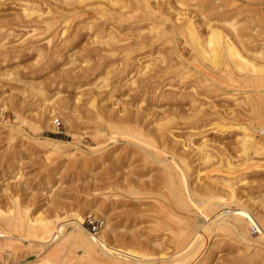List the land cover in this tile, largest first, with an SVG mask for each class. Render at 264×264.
<instances>
[{
    "label": "rangeland",
    "instance_id": "rangeland-1",
    "mask_svg": "<svg viewBox=\"0 0 264 264\" xmlns=\"http://www.w3.org/2000/svg\"><path fill=\"white\" fill-rule=\"evenodd\" d=\"M24 1L30 0H0V209L9 211L17 200L31 219L52 222L55 228L65 218L82 216L88 233L101 236L112 253L133 257L138 264L179 260L182 256L172 258L175 231L185 236L198 225L197 234L217 228L210 253L207 239L191 264H263L264 253L261 259H247L248 235L218 227L233 214H247L260 230V220L264 222V170H250L236 184L235 203L221 198L223 181L233 177L226 160L237 158L242 137L229 125L250 128L260 154H247V160L264 163V60L254 61L262 68L251 70L244 83L232 72L234 82L229 84V68L191 64L193 53L180 28L184 18H192L205 38L199 12L212 19L215 11L232 14L241 43L250 50L264 45V0H150L151 14L135 0H119L104 11L94 5L76 15L70 12L63 35L59 18L49 32L43 23L25 19ZM36 1L55 10L63 5L62 0ZM10 71L15 81L3 77ZM16 116L25 121L18 123L25 135L6 131V125L17 124ZM53 117L59 118L61 133L53 131ZM107 123L142 136L110 135ZM101 127L104 137L98 139ZM39 137L74 142L80 151L75 157L45 158L33 141ZM205 140L216 153L210 168H200L196 161V147ZM179 155L190 165L183 175L195 190L189 200L198 210H217V216L183 207ZM0 228V264H44L39 259L52 249L53 239H15ZM4 237L13 249L3 251V242L8 244ZM79 251L71 253L66 243L54 264H78Z\"/></svg>",
    "mask_w": 264,
    "mask_h": 264
},
{
    "label": "bare ground",
    "instance_id": "bare-ground-1",
    "mask_svg": "<svg viewBox=\"0 0 264 264\" xmlns=\"http://www.w3.org/2000/svg\"><path fill=\"white\" fill-rule=\"evenodd\" d=\"M62 1H63V5L61 6V8L59 10L53 9V7L49 4L44 5V7H43L36 0H30L28 2L24 1L26 4H24V6L22 7V13L21 14L24 16V18L26 17L30 20L39 22V25H40V23H43V26H44V29L46 30V32L47 31L49 32V29L51 28V26L57 20L60 19V21L62 22V25H63V27L60 30V34L63 35L66 28L68 29V27H69V26L67 27L66 22H68V20H69L68 17H70V16L68 14L70 12H73V14L75 13L74 15H76V14H78L77 13L78 11L84 10L89 6H91L93 8L94 5H96L97 7L99 6V9L104 11V7L110 5L111 3H113V4L117 3L118 4V2H119V0H62ZM149 1L150 0H135V3L141 9H144V10L146 9V12L148 11L151 14L155 10L150 7ZM215 1H217V0H215ZM210 8H213V7L210 6L209 10H210ZM215 8H216V6H215ZM141 9H140V11H141ZM196 10H198V9L196 8ZM92 12H95V11H92ZM205 12H208V10H205L204 13ZM215 13L217 14V17H214V19H212V18H207L208 16L205 17L201 12H199L200 22L203 25H205V33H206L205 38H202V36L200 34L201 32H199L198 27H196V25H195L196 22L194 20H192V18H188V19L184 18V20H182L183 22L181 21V24L183 23V26L181 28L179 27L181 29V34L180 33L179 34L182 37V41L187 46H189L191 53H193V58H192L191 64L197 65V66L202 65L200 68H202L204 66V67L211 69V70L214 69L215 67L225 66V68L227 67L226 69L229 68L228 71H231V72L227 73L229 84H233V82H234L233 78L231 77L232 72H235L240 77L239 82L244 83L245 82L244 80H246V78H248V74L251 70H253V73L257 71V69L254 70L255 68L258 67V66L256 67L257 63L254 61H257L258 59H260L262 61L264 60V51H263L264 45L252 47L250 50H248L241 43V39H240L239 32H238V26H237V22H236L237 20L235 21L233 15L232 14H224V13L219 12V11H215ZM262 13L264 14V12H262ZM79 15H81V13H79ZM196 15H198V13ZM261 18L264 20V15ZM174 19H175V21H178V20L180 21L181 17L180 18L176 17ZM211 20L214 21L215 24L214 23L212 24ZM57 22H56V24H57ZM220 22L222 23L221 25L219 24ZM87 23H89V22H87ZM88 25L90 26V23ZM89 26H87V27L89 28ZM92 26H90V27H92ZM53 27H54V25H53ZM174 28H176V27H174ZM76 29H78V28H76ZM85 30L86 29H84V31ZM36 31L37 30L35 28H33V30L31 32L35 33ZM250 51L252 54L249 56L247 53ZM178 59H182V58L178 55ZM181 61L184 62V60L182 59L178 62L180 65L183 64V62H181ZM263 62H261V63L263 64ZM262 66L264 67V64ZM144 68H146V67H144ZM258 68L261 69L262 67H258ZM202 69H205V68H202ZM260 69H258V70L260 71ZM261 71H264L263 68ZM263 75L264 74H262V77H264ZM249 76H250V74H249ZM3 77H6V80H10V81L14 80V77L12 76L11 71L5 73V75H3ZM261 86H262V89L260 90V93L264 94V80L261 81ZM37 95H40V96L42 95L41 90L37 92ZM231 97L232 96H230V98ZM96 115L98 117L97 119H99L100 116L98 114H96ZM18 118L16 116L17 120H18ZM18 123H20V124L24 123L25 124V121L24 120H22V121L18 120L17 124L6 125V131H10V132H14V133H20L22 135H25L26 133H24V131L20 128V124H18ZM213 125L220 127L219 124H217V125L213 124ZM229 126H231L230 128H232V129L233 128L236 129L237 132H239L242 135V137H241V140L239 141L240 150H238L237 158L234 160H230V158L228 160H226L227 169L230 171V173L233 175V177L232 178L230 177L231 179L228 178L227 180L223 181L224 185H222L221 198H223L227 202H234L235 203L236 199H237V196L235 194L236 184L240 183L244 180V176H246L245 174L248 171H250V170L254 171L255 170V172H256V170L257 171L258 170H264V163L256 161V160L251 161L250 158L248 160L251 162H249L247 160V154H252L254 156H257L260 154V148L254 147L255 142H256V137L251 132L250 128L247 126H244V125H240V124L229 125ZM105 127H106V129L108 128L107 130L110 131V132L108 131L110 133V135L111 134L113 135V134H116L119 132V133L126 135L127 137H130V138L142 136L140 132H139V134H140L139 135V134L131 132L129 129L127 130V128H126L127 131H124V129L120 130L119 127L113 126L110 123H107V125L105 124ZM236 130H235V132H236ZM96 131H97V134L99 136V138L97 137L98 139H100L101 137H104L102 127L98 128ZM192 134H191V136H192ZM117 136H118V134H117ZM102 139H104V138H102ZM108 139H110V138L108 137ZM33 141L35 143V146H37L43 150V154H44L45 158L50 157L52 155L53 156L54 155H63L65 157H75L76 152L80 151L78 146H76L77 144L74 142H70V141H63V140H59V139L46 138V137H39L37 139H33ZM112 142L115 143L114 141H112ZM149 145H151V144H149ZM179 145L182 149L186 148V143H184V142H179ZM192 146H193V144H192ZM208 146H209L208 142H206V140H205V142L204 141L201 142L200 146L198 145V147H196V153H195L196 161L198 162V166L200 168L201 167L210 168L213 164L214 159L216 158V156H215L216 153H213V152L211 153L210 150L212 148L208 150L207 149ZM103 149H104V146L101 147L99 150H93L92 149V150H89L88 154H92V153L95 154L96 151H102ZM212 151H214V150H212ZM80 153L83 154V152H80ZM176 154L178 155V153H176ZM217 155H218V152H217ZM219 155H220V153H219ZM219 155H218V157H219ZM178 158H179L178 159V161H179L178 166L181 167V170H176V171H177V174L179 176L178 178L181 180L179 183L177 182V184H179L178 186H180V190H181V193L179 192V194H181L183 197V198L179 199V200L182 199L184 201V202H182V200H181V203H183V207L187 208L188 211H190V210L195 211L196 214H197V212H199V214L201 216L202 215L207 216L208 214H211V216H217L218 211L215 209H206L204 211V210H198L196 207L193 206V204L191 203L192 198L190 199L191 200L190 201L189 196H191V197L194 196L195 190H191L188 188L187 181H185L184 177H183V175L185 173L189 172L190 165L188 164V162H186V158H184L180 155L178 156ZM218 161H221V159H218ZM216 162H217V160H216ZM233 181H235V182H233ZM201 186L203 187V185H201ZM203 189H205V188H203ZM262 197H264V196H262ZM177 198H179V197H177ZM181 203H180V205H181ZM12 205H14V207L11 208L10 210L8 209L9 211H7V212L2 211L0 209V225L3 228H5V230L12 233L14 235L15 239H20V238H24V239H28V240L29 239H33V240L34 239H48V238H50L51 240L53 239L52 249L50 251H48L47 253H45V255L43 254V257L41 259H39V261H42L44 264H54L59 253L61 252L62 247L66 243L71 245V253L72 252L76 253L77 250L78 251L80 250L79 252H80V254H82V257H81V260L79 261L78 264H82L84 262H86L88 264H138L139 263V260H136L133 257H127V256L123 257L124 255H120L118 253H112L108 249L107 245L105 244L104 239L101 236L97 237L96 234H90L85 230V228L83 227L82 216L75 215V216H72L71 218H65L62 221H65L66 223L55 228V226L52 222H45L44 220H42L40 218H38V219L36 218L35 220L31 219L29 217L30 215L28 213V210L22 211L19 208V204H18L17 200H14ZM262 206L264 207V200L262 202ZM255 219H257L259 221L260 218L258 216H255ZM42 221H44V222H42ZM58 222H60V221H58ZM260 222L259 223L261 226V230L259 228H257L256 224H254V222L248 217L247 214H245V213L242 215L233 214L231 216L225 217L221 221L220 227H218V228H220L221 230L225 229L230 234L237 232L240 234V236H243L244 235L243 233H245V235H248L249 238L248 237L246 238V240H245L246 243L244 245V248L247 251H249L250 252L249 254H251V255H249V256L247 255V257H248L247 259H250L251 258L250 256H254V255H259L260 256L259 259H261V257H263L262 253H264V228H263L264 222L262 220H260ZM207 223H208V221H206L204 223V225H206ZM199 226L201 227L202 225H198L196 227V229H194V230L192 228L191 234L189 233L190 232L189 231V232H187L188 233L187 235L184 234L185 236H183L181 233L175 231L171 235L174 238L173 244L175 246V251L173 252L174 254H173L172 258L178 257V256H182V257L176 261L161 262V263L159 262L158 264H188V263H190L192 260L197 258L196 256L199 255L201 249H203V247L207 243L206 242L207 239L209 241H211L210 249H208V251H207V253H210L211 247L214 246V244H216V240L213 239L212 233L217 228L208 229L203 233L199 232L197 234V232L199 230V228H198ZM251 234H253V235L251 236ZM5 238L8 241V244L3 242V251H5L6 249H13L10 238L4 237L3 240ZM171 242H172V240H171ZM1 247L2 246L0 243V249H1ZM240 256H241V254H240ZM243 259H244V257H243ZM263 261H264V259H263ZM263 261L261 260V262H263ZM241 262H242V260H241ZM261 262H259V263H261ZM233 263H234V261H233ZM36 264H38V263H36ZM202 264H204V263H202ZM243 264H245V263H243Z\"/></svg>",
    "mask_w": 264,
    "mask_h": 264
},
{
    "label": "built area",
    "instance_id": "built-area-1",
    "mask_svg": "<svg viewBox=\"0 0 264 264\" xmlns=\"http://www.w3.org/2000/svg\"><path fill=\"white\" fill-rule=\"evenodd\" d=\"M51 126L54 128L53 131H54L55 133H61V132H62V131H61V126H62V124H61V122H60V120H59L58 117H53V118L51 119ZM94 228H95V227L92 225V226H91V229L94 230Z\"/></svg>",
    "mask_w": 264,
    "mask_h": 264
}]
</instances>
